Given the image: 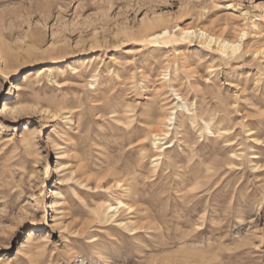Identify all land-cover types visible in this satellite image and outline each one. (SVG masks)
Returning a JSON list of instances; mask_svg holds the SVG:
<instances>
[{"label":"rangeland","instance_id":"1","mask_svg":"<svg viewBox=\"0 0 264 264\" xmlns=\"http://www.w3.org/2000/svg\"><path fill=\"white\" fill-rule=\"evenodd\" d=\"M263 48L264 0H0V264H264Z\"/></svg>","mask_w":264,"mask_h":264},{"label":"bare ground","instance_id":"2","mask_svg":"<svg viewBox=\"0 0 264 264\" xmlns=\"http://www.w3.org/2000/svg\"><path fill=\"white\" fill-rule=\"evenodd\" d=\"M159 23H157V22H147V23H144L145 31L148 34V35L147 34L146 35L151 38L150 39L151 41L164 40L167 36L170 35V33L168 32V29L167 28L161 29L160 31H156L157 29L160 28ZM178 31L180 32L179 35L181 37L180 36L179 37L181 39H183V40H191V41L193 39H199L202 44H204V45H206L208 47H211V46L217 47L218 51L220 53H222V54H226V53H233V54H235V53H237L242 48V46H243V40L247 36V32H245L244 30H242L240 32V34L236 38L230 39V38H228L224 34H218L217 32L209 31L206 28L193 27V26H191V27H185V28H179ZM257 54H261L262 56H264V48L263 49H260ZM44 74H46L47 77H50L51 76L50 69H44L43 68V69H38L37 71H33V72H31V73H29V74H27V75L24 76L23 82H24V84L32 85L35 82H37L39 79H42L41 77ZM49 82H53V80L50 79ZM172 92H173V95L175 96V100L177 101V103H176V108L177 109L176 110H173L165 118V122H164L163 125H165L166 128H167V132L164 133V135L166 137L167 136H170L169 133L175 129V126L177 124L176 121H177V117H178V115H177L178 112H180L184 116V113L185 112H188V114H189L190 113V109H191V108H189V104L183 99V97L180 96V94L175 89L172 88ZM3 109H4L3 110L4 113H10V115L13 116V117H18L21 114H23L25 111L28 110L26 107H20V106L17 107L16 105H11V104L4 105L3 106ZM47 112L49 114H51V112H49V111H47ZM52 116L54 117L55 115L53 114ZM192 117H194V116H192ZM187 123H189V121ZM187 123H186V125H188ZM194 125L192 124V127ZM206 127H207V129H208V131L210 132L211 135L214 134V132H212V130H211V128H210V126H209V124L207 122H206ZM153 137H154V143H153V145L155 147H157V145L159 144L158 141L160 140L158 138V134H155ZM170 147L171 146H167L164 149L167 150ZM171 148H173V147H171ZM160 149H163V147H160ZM222 163H223V161H222ZM233 166H234V164H233ZM217 170H218V168H217ZM203 171L205 172V170H203ZM212 171H214V170H212ZM68 181H70V180L68 179ZM99 207L110 218L109 220L114 219L115 217H117V214L119 213V210L120 209H124L125 208V210H126V208H127L128 209L127 211L131 210V207H129V205H127L123 201H119L116 205H113V204H111L109 202H104V203H101ZM118 222H119V220H118ZM128 222H130V220ZM122 223H120V224H122ZM117 225H119V224H117Z\"/></svg>","mask_w":264,"mask_h":264}]
</instances>
